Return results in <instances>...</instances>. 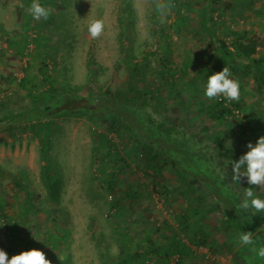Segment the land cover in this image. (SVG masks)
Here are the masks:
<instances>
[{
	"label": "rangeland",
	"instance_id": "obj_1",
	"mask_svg": "<svg viewBox=\"0 0 264 264\" xmlns=\"http://www.w3.org/2000/svg\"><path fill=\"white\" fill-rule=\"evenodd\" d=\"M45 1L38 13V0H0V77L8 76L0 92V264H175V235L191 249L183 264H247L246 248L264 238V217L241 231L191 179L207 172L224 180L249 210L264 198V62L245 56L236 71L206 68L213 53L223 56L221 40L232 52L243 33L261 41L256 55L264 58V0H223L233 13L213 0ZM41 62L61 103H46L49 116L2 122L3 110L26 108L45 88ZM229 95L242 107L212 124L207 106ZM174 105L181 111L169 115ZM102 106L124 118L96 111ZM129 120L141 132L151 121L170 126L191 157L166 161L154 175L146 162L153 148ZM44 121L58 202L48 197L34 131ZM216 137L248 167L228 175ZM26 192L37 209L24 213ZM227 233L234 245L224 243ZM199 237L207 244L192 241Z\"/></svg>",
	"mask_w": 264,
	"mask_h": 264
},
{
	"label": "trees",
	"instance_id": "obj_2",
	"mask_svg": "<svg viewBox=\"0 0 264 264\" xmlns=\"http://www.w3.org/2000/svg\"><path fill=\"white\" fill-rule=\"evenodd\" d=\"M214 3L217 5V9H220L223 12H226L227 10H230L233 13V4L231 1H223V0H213ZM39 9L38 13H41L46 7V1L45 0H38ZM212 11L215 10V8H211ZM207 10H203L202 14L203 16L206 15ZM235 13V12H234ZM186 22V21H185ZM4 32V31H3ZM239 36V34L237 35ZM240 36L243 37V39H246V41H239L235 45V49L231 52L226 45L221 40L223 46V56H219L217 53L212 54V58L207 64L206 68L209 69L214 64H220L221 70L225 71L227 67H231L236 71V68H238L239 61L243 60L245 56H247V59H244L246 61H249L253 64L256 63H263L264 58H259L257 56V47L258 44L261 43L260 40H257L253 37H247L245 33L241 34ZM146 56L144 57V59ZM38 70L40 72V77L45 84V88L41 90L39 93H36L34 95L30 94V97H32L30 105H28L26 108L18 110V111H12L10 109L3 110L2 112V122L4 123H10L14 120H32L36 118H40V116H49L47 111H50L52 106L50 104H46L47 102H51L53 100L56 101L57 104L61 103L62 98L60 99L57 96L58 89L53 84V78L50 74L46 72L44 69L45 64L41 62ZM140 64L136 61L133 62L130 65V71L133 73V75H138L140 73ZM25 71V69H24ZM8 80V76H1L0 77V92L3 93L4 90L2 88V85L4 82ZM25 78L19 79L20 85L23 86L25 83ZM173 85V84H172ZM31 89L37 88L35 84L30 87ZM70 91L72 92V88H70ZM238 91V89H237ZM108 92V90L106 91ZM73 93V92H72ZM71 95V93H70ZM68 97H71V96ZM75 94H72L74 96ZM60 99V100H59ZM116 104H119L121 107L120 109L123 110L125 113H129L131 116L134 115L132 113V110H127V108L120 102L116 100ZM114 103V104H115ZM243 100L240 98L234 100L233 96H219L214 100V102L207 106L206 112L207 116L212 124H218L221 122H224L227 120V117L234 114L235 110H239L242 107ZM76 109V108H74ZM105 109V110H104ZM128 112H126V111ZM96 111L104 113V114H111L116 117L124 118L123 114H116L107 108L106 106H102L101 109L97 108ZM107 111V112H106ZM181 111V107L178 105L170 106L166 108V112L169 115H175ZM38 113V114H36ZM40 113V114H39ZM38 116V117H37ZM127 119V118H125ZM129 119V118H128ZM128 123L139 133L142 134L145 142L150 145L153 148V153L148 156V159L146 160L147 166L149 169L153 170L154 175H157V173L163 169V165L166 161L170 163L173 166H179V164H182L183 161L189 160L191 155L184 150V147L174 138L169 136V133L172 131V128L166 124H163V122H156L153 124L152 127V121L151 124L146 123V130L144 132H141V130L138 127H135L132 125V122L129 120ZM150 129H149V128ZM148 129V130H147ZM35 135L37 136L40 151L42 152L44 156V167H47L43 170L44 175V181L46 184V187L48 189V197L53 202H58L60 197V190H61V179L60 177H52L53 170L51 168H48L47 162L48 158L50 156V138H49V122L44 121L38 128H36ZM151 131V132H150ZM161 131V132H160ZM140 136V137H141ZM216 141L223 152V154L227 157L228 169H224L225 171H228L226 173L232 174L236 173L240 170L246 169L248 167V163L240 158L239 154H236L234 152H230L226 145L221 141V137H216ZM251 148L255 149L253 144L250 143L247 147L248 153L250 156H256L257 153L251 150ZM261 152L264 154V148L261 149ZM260 152V153H261ZM161 156L163 159L162 163H159L157 161V157ZM191 167H193L191 165ZM191 167H188V172L191 174L190 170ZM203 179L201 181L194 177L191 179L192 184H196V188L198 184L204 185L205 188L209 191V196L216 202V207L219 210L220 218H229L231 220V223L234 225V227H241V231L244 232L245 229H247L246 233H249V230L253 229V224L258 223L257 220H263L264 217V198H262L258 204H256L252 210H249L248 208L241 205L238 201V196L235 194L234 190H231L224 182V180L219 178H211L207 172H203ZM199 189V187H198ZM35 199L33 198L32 194L29 192H26V200L24 202L23 206V212H27L28 210L34 211L37 209L35 205L33 204V201ZM205 212V211H204ZM200 213H203L201 210ZM226 235L225 244L228 242L232 243L234 245L233 241L229 239V234ZM194 243L198 245L207 244V238L205 237H199L192 240ZM24 250L28 251L30 247L32 246L33 242L32 240L26 239L24 242ZM172 250L170 251L171 254H176L178 258H176L175 264H183V258L185 255H188L191 251L190 247L184 244L177 235L172 237ZM255 244L250 246V248H246L248 253L252 251L251 255L248 256L250 261L246 262L247 264H264V238H261V243L256 248H253ZM246 251V252H247ZM134 257H140V254L137 252L133 253ZM168 256V255H167ZM248 260V259H247ZM246 260V261H247Z\"/></svg>",
	"mask_w": 264,
	"mask_h": 264
},
{
	"label": "built area",
	"instance_id": "obj_3",
	"mask_svg": "<svg viewBox=\"0 0 264 264\" xmlns=\"http://www.w3.org/2000/svg\"><path fill=\"white\" fill-rule=\"evenodd\" d=\"M38 9H39V4H38V2H36V4H35V11H38Z\"/></svg>",
	"mask_w": 264,
	"mask_h": 264
}]
</instances>
